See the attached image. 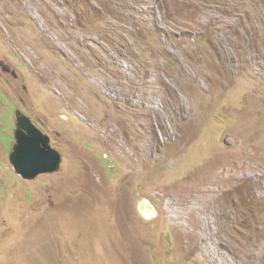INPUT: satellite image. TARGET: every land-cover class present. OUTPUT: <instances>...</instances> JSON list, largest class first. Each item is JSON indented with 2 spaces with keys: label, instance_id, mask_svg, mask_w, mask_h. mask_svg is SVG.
I'll use <instances>...</instances> for the list:
<instances>
[{
  "label": "rangeland",
  "instance_id": "374dc122",
  "mask_svg": "<svg viewBox=\"0 0 264 264\" xmlns=\"http://www.w3.org/2000/svg\"><path fill=\"white\" fill-rule=\"evenodd\" d=\"M263 261L264 0H0V264Z\"/></svg>",
  "mask_w": 264,
  "mask_h": 264
},
{
  "label": "water",
  "instance_id": "95a60500",
  "mask_svg": "<svg viewBox=\"0 0 264 264\" xmlns=\"http://www.w3.org/2000/svg\"><path fill=\"white\" fill-rule=\"evenodd\" d=\"M16 120V143L9 157L16 174L25 181H33L58 172L62 155L52 147L51 138L22 112H18ZM138 211L145 219L158 216L156 207L147 199L138 204Z\"/></svg>",
  "mask_w": 264,
  "mask_h": 264
},
{
  "label": "bare ground",
  "instance_id": "6f19581e",
  "mask_svg": "<svg viewBox=\"0 0 264 264\" xmlns=\"http://www.w3.org/2000/svg\"><path fill=\"white\" fill-rule=\"evenodd\" d=\"M158 109V108H157ZM156 126V125H155ZM154 129V128H153ZM169 136V135H168ZM169 140V139H168ZM168 143V142H167ZM156 144V143H155ZM235 199V198H234ZM233 200V199H232ZM236 200V199H235ZM236 202H237V200H236ZM240 213H241V210H240ZM226 247H228L227 245H226ZM210 257H214V256H216L218 259H219V261L222 263H225L226 261H227V258H226V256H224L223 254H219L218 252H216V251H211L210 252V255H209ZM215 257V258H216ZM263 264H264V261H263Z\"/></svg>",
  "mask_w": 264,
  "mask_h": 264
}]
</instances>
